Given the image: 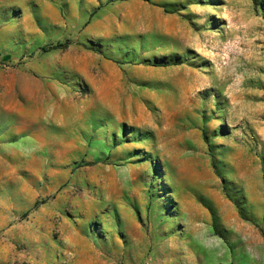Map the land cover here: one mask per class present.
Returning <instances> with one entry per match:
<instances>
[{"label": "rangeland", "instance_id": "1", "mask_svg": "<svg viewBox=\"0 0 264 264\" xmlns=\"http://www.w3.org/2000/svg\"><path fill=\"white\" fill-rule=\"evenodd\" d=\"M0 264H264V0H0Z\"/></svg>", "mask_w": 264, "mask_h": 264}, {"label": "trees", "instance_id": "2", "mask_svg": "<svg viewBox=\"0 0 264 264\" xmlns=\"http://www.w3.org/2000/svg\"><path fill=\"white\" fill-rule=\"evenodd\" d=\"M145 1H150V0H145ZM67 47H68V43H66V44H59V45L55 46L54 49L67 48Z\"/></svg>", "mask_w": 264, "mask_h": 264}]
</instances>
